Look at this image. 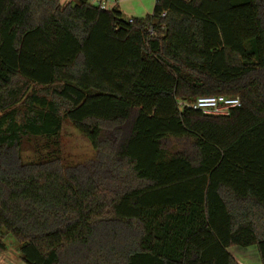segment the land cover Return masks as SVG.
<instances>
[{
    "label": "trees",
    "instance_id": "1",
    "mask_svg": "<svg viewBox=\"0 0 264 264\" xmlns=\"http://www.w3.org/2000/svg\"><path fill=\"white\" fill-rule=\"evenodd\" d=\"M65 120L93 159H63ZM8 236L24 264H264V0H0V254Z\"/></svg>",
    "mask_w": 264,
    "mask_h": 264
},
{
    "label": "rangeland",
    "instance_id": "2",
    "mask_svg": "<svg viewBox=\"0 0 264 264\" xmlns=\"http://www.w3.org/2000/svg\"><path fill=\"white\" fill-rule=\"evenodd\" d=\"M62 3L67 0H61ZM71 1V0H68ZM155 0H121L117 3L118 9L125 18H143L151 14ZM113 3V2H112ZM54 142H57L63 159L72 163H84L94 158L95 152L88 140L81 135L68 121H63L60 135ZM46 144L44 141H29L22 147V159L24 162L32 161L38 158L36 152L39 148H43ZM177 145L176 142H174ZM40 145V146H39ZM39 146V147H38ZM175 148V146L171 145ZM178 148V146H177ZM46 151L41 152L45 154ZM4 243L7 245V251L0 255V264H24L19 257V244L10 236L6 237ZM256 261H249L248 264H256Z\"/></svg>",
    "mask_w": 264,
    "mask_h": 264
},
{
    "label": "built area",
    "instance_id": "3",
    "mask_svg": "<svg viewBox=\"0 0 264 264\" xmlns=\"http://www.w3.org/2000/svg\"><path fill=\"white\" fill-rule=\"evenodd\" d=\"M118 0H98L96 5L103 9L108 8L110 2ZM241 106V102L237 97L227 96H205L198 98L195 102L189 105L193 110H197L204 115L223 117L229 115L231 110Z\"/></svg>",
    "mask_w": 264,
    "mask_h": 264
},
{
    "label": "crops",
    "instance_id": "4",
    "mask_svg": "<svg viewBox=\"0 0 264 264\" xmlns=\"http://www.w3.org/2000/svg\"><path fill=\"white\" fill-rule=\"evenodd\" d=\"M121 1H114L113 3L110 2L108 4V9L113 7H118L117 3ZM98 0H90L91 4H96ZM229 254L231 257L236 261L237 264H248L249 261L255 260L256 264H260L259 255L257 252L256 247H249V248H239V247H232L228 249ZM4 253H2L3 255ZM1 255V254H0Z\"/></svg>",
    "mask_w": 264,
    "mask_h": 264
}]
</instances>
